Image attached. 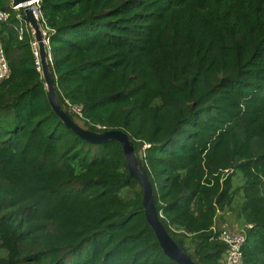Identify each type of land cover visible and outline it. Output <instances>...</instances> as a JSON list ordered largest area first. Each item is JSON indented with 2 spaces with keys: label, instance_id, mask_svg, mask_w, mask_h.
Returning a JSON list of instances; mask_svg holds the SVG:
<instances>
[{
  "label": "trees",
  "instance_id": "16d2710c",
  "mask_svg": "<svg viewBox=\"0 0 264 264\" xmlns=\"http://www.w3.org/2000/svg\"><path fill=\"white\" fill-rule=\"evenodd\" d=\"M10 3L0 0L10 70L0 84V264H177L145 220L120 144H90L52 111L32 32ZM37 9L61 108L84 129L128 135L173 241L199 264H222L210 227L239 196L238 226L251 225L243 262L264 264V0Z\"/></svg>",
  "mask_w": 264,
  "mask_h": 264
},
{
  "label": "water",
  "instance_id": "95a60500",
  "mask_svg": "<svg viewBox=\"0 0 264 264\" xmlns=\"http://www.w3.org/2000/svg\"><path fill=\"white\" fill-rule=\"evenodd\" d=\"M34 0H11L12 9L22 8L25 21L27 22L37 48L38 64L41 69L42 79L45 85V93L48 103L63 123V125L76 134L80 139L95 145H100L109 141H115L122 147L123 156L127 164L129 175L134 178L142 189V207L147 224L162 249L165 256L177 264H199L184 252L169 236L166 229L160 222L155 210L153 201L152 186L146 170L140 158L135 154L133 144L128 135L121 130H105L101 132L90 131L80 127L70 116L61 108L55 92L54 83L49 69L48 54L41 26L36 17V7L32 3Z\"/></svg>",
  "mask_w": 264,
  "mask_h": 264
},
{
  "label": "built area",
  "instance_id": "2783aa9c",
  "mask_svg": "<svg viewBox=\"0 0 264 264\" xmlns=\"http://www.w3.org/2000/svg\"><path fill=\"white\" fill-rule=\"evenodd\" d=\"M39 0H34L32 3L36 7V17L39 19L40 13L37 9ZM15 8L13 10H17ZM8 18V14L0 11V22L5 21ZM19 18V17H18ZM27 23V22H26ZM42 30V29H41ZM42 34L44 36L45 42L48 45V39L46 37V30H42ZM32 48L34 50L35 55L37 56V48L36 44L33 42ZM46 45V46H47ZM37 68L39 69L38 61L36 62ZM10 75L9 66L6 60V56L2 45L0 44V84L5 81ZM69 111L79 117L82 118L80 107L67 104ZM148 147L147 145L144 148ZM251 228V225H246L245 228H239L235 231H231L225 227H218L216 224L210 227V232L212 234V238L210 240H215L225 246V252L222 256L223 264H244L243 262V249L246 243V230Z\"/></svg>",
  "mask_w": 264,
  "mask_h": 264
},
{
  "label": "rangeland",
  "instance_id": "374dc122",
  "mask_svg": "<svg viewBox=\"0 0 264 264\" xmlns=\"http://www.w3.org/2000/svg\"><path fill=\"white\" fill-rule=\"evenodd\" d=\"M238 184L237 180H235V185ZM240 205V197L236 196L234 202L232 203L231 206V211L222 213L219 215L220 221H221V226L228 228L231 230V228L225 224H232L233 226H236L238 224L237 221V211H238V206ZM223 264V261H222Z\"/></svg>",
  "mask_w": 264,
  "mask_h": 264
},
{
  "label": "crops",
  "instance_id": "0c3cea01",
  "mask_svg": "<svg viewBox=\"0 0 264 264\" xmlns=\"http://www.w3.org/2000/svg\"><path fill=\"white\" fill-rule=\"evenodd\" d=\"M219 221H220V218H219ZM219 225H220V227H221L222 224H219ZM225 225L229 226V227L231 228V231H235V230H237V229L240 228V227L238 226V224H237L236 226H233L232 224H231V225H230V224H225Z\"/></svg>",
  "mask_w": 264,
  "mask_h": 264
}]
</instances>
